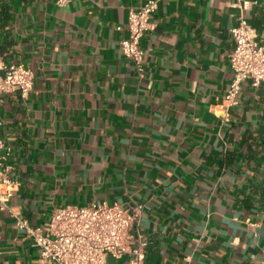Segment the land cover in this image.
I'll return each instance as SVG.
<instances>
[{
  "label": "crops",
  "instance_id": "0c3cea01",
  "mask_svg": "<svg viewBox=\"0 0 264 264\" xmlns=\"http://www.w3.org/2000/svg\"><path fill=\"white\" fill-rule=\"evenodd\" d=\"M144 1L0 0V56L36 73L0 106L10 209L43 225L57 206L134 200L146 264H264V83L218 114L232 28L243 16L264 44V0H159L140 75L121 40ZM0 264H44L9 209Z\"/></svg>",
  "mask_w": 264,
  "mask_h": 264
},
{
  "label": "built area",
  "instance_id": "2783aa9c",
  "mask_svg": "<svg viewBox=\"0 0 264 264\" xmlns=\"http://www.w3.org/2000/svg\"><path fill=\"white\" fill-rule=\"evenodd\" d=\"M70 1L57 0V4L65 5ZM158 3L159 0H146L130 8L126 24L128 34L121 40L122 52L134 62L140 75L144 73L146 56L142 39L146 32L156 28L154 13ZM232 34V79L218 108L223 122L231 120L244 83L249 82L254 87L264 83V44L260 42L258 29L242 16L232 28ZM35 77L31 67L23 63H5L0 56V106L4 97L12 92H19L24 98L29 96ZM1 123L0 119V126ZM3 146L0 134V149ZM6 159L7 153L0 154V209H9L16 225L40 248L42 263L110 264V257L126 256L130 264H146L149 242L140 228L141 203L98 200L86 205L66 204L57 206L47 223L33 225L28 218L10 209L11 198L20 182L12 176V167Z\"/></svg>",
  "mask_w": 264,
  "mask_h": 264
}]
</instances>
